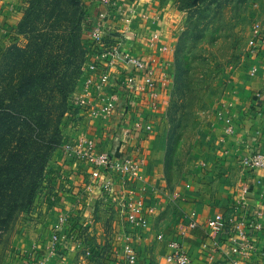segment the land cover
<instances>
[{"label":"rangeland","instance_id":"1","mask_svg":"<svg viewBox=\"0 0 264 264\" xmlns=\"http://www.w3.org/2000/svg\"><path fill=\"white\" fill-rule=\"evenodd\" d=\"M82 1L0 0V94L2 95L0 100L34 99L39 97V94L34 92L42 89L47 92L49 88L54 87L57 88L60 96L65 94V106L69 94L76 87L88 46V24L84 22ZM172 2L175 5L172 25L178 33L175 61L177 59L181 64L182 56H188L191 58L189 62L192 69L200 71L206 66L208 74L202 105L195 111L193 117L187 120L188 128L180 127L177 130L180 142L178 146L176 144L172 146L173 157L166 158L165 148L164 160L159 164L158 176H164V168L168 169L170 184L166 183L161 189L156 181L150 179L154 176L157 166L143 168L142 165L136 178L131 181L135 186L136 195L143 202L145 216L156 213L153 222L154 231L151 229L148 231V236H154L152 242L155 254L165 237L173 235L187 225L191 212L200 211L196 206L199 201L194 200L196 198L193 196L194 187L191 189L190 181L185 179L188 152L207 124L211 111L209 104L222 95L227 84L235 87L243 78L244 75L238 74V69L248 67L245 55L250 25L254 20L264 17V0H172ZM117 7L122 9L120 6ZM133 7L134 5L127 3L123 9L133 10ZM124 27L129 29L134 26L129 22ZM181 35L183 36L178 46ZM202 35H205L204 40L200 41L199 37ZM198 55L207 56L209 66L208 63L203 64L194 60ZM29 73H31L30 77H28ZM11 87L14 90L10 91ZM68 87L70 89L66 92ZM251 90L256 93L254 88ZM179 94L176 92L175 102L178 101ZM45 95L47 94H42L41 97ZM171 95L166 101L165 114L170 105ZM65 114L66 106L59 123L57 145L49 153L48 163L41 175L40 187L36 191L32 205L18 215L14 227L4 234L0 264H25L35 252L40 253L47 245L52 226L60 216L64 212L67 215L72 207L79 206L80 201L88 200L91 195L90 183L85 182L81 186L75 184L80 179L79 172L84 171L85 179L88 171L81 167L73 169L71 164H75V161L68 162L72 157L63 149L60 131L64 129L63 135L73 137L81 135L91 137L95 135V130L102 132L105 122L103 124L97 122L95 128L96 122L92 125L84 120L83 125L77 130H69L68 123L64 125L65 120L67 122ZM169 128L167 121V135ZM108 129L107 126L103 133L104 139L111 132L110 130L107 133ZM97 140L101 143L104 141L103 137H98ZM67 174L74 176L73 183L66 181L62 183V179L67 180ZM181 182H187V185L182 184L183 187L179 190L177 188ZM65 189H68L69 194L64 195ZM204 190L207 191L205 192L207 195L216 192L213 185H209ZM99 193L103 197L102 201L98 205L94 204L90 219L89 216L84 219L83 215L82 219L88 222L98 217L100 230H96L97 233L93 230L90 235L87 226L88 234L86 235V231L85 234L81 232L79 238L81 244L71 254L73 264H122L123 236L120 227L123 226V222L117 217L115 201L105 197V193L100 189ZM154 201L159 202L160 208L155 206ZM87 206L91 205L88 203ZM95 213L99 215L95 217ZM68 216L71 219L69 214ZM76 219L81 218L77 215ZM72 225L70 224L75 229ZM145 233L147 232H142L143 238ZM255 244V250H258L263 243L256 241ZM257 254L253 257L254 259L257 257L254 262L264 264V259L259 258Z\"/></svg>","mask_w":264,"mask_h":264},{"label":"built area","instance_id":"2","mask_svg":"<svg viewBox=\"0 0 264 264\" xmlns=\"http://www.w3.org/2000/svg\"><path fill=\"white\" fill-rule=\"evenodd\" d=\"M114 2L82 1L84 22L88 24V46L76 87L66 102L67 122L64 119L69 130H77L86 120L92 125L105 122L109 127L106 132H111L102 143L95 137L63 135L64 129L60 136L63 149L89 168L90 181L118 207L127 227L122 228L121 263L139 264L135 239L136 231L146 224L144 205L141 198L126 188L142 165L139 152L152 131L149 112L158 105V81L152 60L133 53L135 33L124 27L131 21L132 9H117ZM115 10L122 27L111 24ZM246 50L247 58L264 57V17L250 25ZM257 70L252 66L249 72L255 75ZM253 98L250 113L264 126V80ZM223 121L226 134L232 135L231 118L227 116ZM104 142L108 146L104 147ZM249 142L239 160L243 178L232 200L204 224L198 223L192 212L185 228L169 240L166 264H194L183 238L189 230L197 228L203 231L200 242L203 264H256L257 257H253L257 253L264 259V208L252 203L261 196L254 189L258 182L256 173L264 171V153L256 140ZM80 234L79 227L70 226L68 215H62L52 226L47 245L25 264H51V259L66 256L80 246ZM256 241L263 243L258 250H255Z\"/></svg>","mask_w":264,"mask_h":264},{"label":"crops","instance_id":"3","mask_svg":"<svg viewBox=\"0 0 264 264\" xmlns=\"http://www.w3.org/2000/svg\"><path fill=\"white\" fill-rule=\"evenodd\" d=\"M114 1L117 9V6L124 8L129 1L133 2H130V4L134 5L130 22L134 27L128 29L135 33L133 53L152 60L155 78L158 81V106L156 109L149 112L151 121H153L152 131L142 142V149L139 152V156L143 168L157 166L154 176L150 177V179L156 181L157 185H159V187L161 186L162 189V187L166 186V180L163 175L161 177L158 176V170L160 162L163 161L165 157V143L167 137L165 105L172 90L175 75V51L178 40V33L172 25L174 22L172 12L174 13L175 11V5L172 0ZM118 19L119 17L115 10L111 24L121 26L122 23L120 19ZM153 36H156L154 40L152 39ZM245 61L248 63V67L246 69H238V74L241 73L244 75L239 83L236 84L235 87L233 85L228 86L227 84L222 95L217 98L216 101L214 100L212 104H209L211 111L207 124L202 128V131L199 133L187 157L185 171L187 176H185V179L190 181L191 189L194 187V192L192 191L194 193L193 196L196 197L194 200L199 201V203L202 202V204H196L200 211H193L200 224H204L207 218L216 211L221 210L232 200L233 192L237 190L239 180L243 178L239 160L244 156L247 146L249 147L251 144L249 141L256 140L264 153V136H262L264 126L260 124L259 120L252 118V114L250 113V106L254 99V91L251 89L254 88L255 91L260 89L264 80V57L256 60L246 58ZM252 66H256L258 69L255 75L249 72ZM242 70L245 72H242ZM227 116L231 118L233 123L234 133L232 135H228L225 132V122L223 119L227 118ZM95 125L94 127L97 128V123H95ZM107 126V124H104L102 132L101 130H95V135L91 137H95L96 139L98 137H103V140H105L106 137L104 139L105 135L103 133ZM103 146H108L107 142H104ZM70 161H75V164H71L73 169L81 167L86 170V172L88 171V176L86 175L85 179L83 178L84 171L83 173L79 172L80 179H78L75 184L76 186H81L85 182L90 183L91 195H89L88 200L85 199L86 201H80L79 206L72 207L70 212L67 213V215L69 214L71 216V219H76L77 215L81 218L80 220L76 219L72 221L68 216L69 223L73 224L72 226L79 227L80 231L84 234L87 230V226H89L88 232L91 235L93 230H95V233L100 230L99 218L97 217L96 219L86 222V220L82 219V215L84 219L88 216L90 219V215L94 210V204H100L103 197L99 193V188L90 181L89 168L86 165L78 163L73 158L72 160H68V162ZM66 171L70 172V170ZM66 178L67 180L62 179V183L64 181L70 183L74 182L73 175L69 176L67 174ZM256 179H258V182L254 191L259 195L261 194V196L252 203L264 208V171L257 172L255 175V180ZM186 183L187 182H181L177 189L180 190V188L183 187L182 184L187 185ZM209 185H213V189L216 191L213 192L212 195L211 193L207 195L205 193L207 191L204 190V188L209 187ZM75 189H77V187ZM126 189L127 191L133 192L136 198H140L136 195L135 186H133L131 182H128ZM67 193L68 189H65L64 195ZM201 193H203V195ZM86 195L88 196V194ZM200 195L201 197H205L201 198ZM158 200L159 199H157V201ZM83 202L84 204L82 205ZM154 202L155 206L160 208L159 202ZM88 203L91 206L88 207ZM114 208L116 209L117 217L120 218L118 207L116 206ZM65 214L64 212L63 215ZM73 214L75 217H73ZM98 215V213L94 214L95 217ZM143 215L145 216V213H143ZM155 215L156 213L154 215L149 214L148 217L145 216V226L140 229V231H136L137 236L135 244L139 250V264H166L164 259L166 254L170 251L168 247L169 240L175 237L176 233L179 232V230H177L173 235L165 237L162 242H160V248L155 254L152 242L154 236H148V231L150 229L154 231L153 222H155ZM123 227L127 228L123 225L120 227L121 231ZM184 228L185 226L182 227V229ZM201 229L189 230L183 238L185 248L193 258L194 264H203V254L200 245L203 235ZM143 231L147 232L144 238L142 234ZM73 252L75 251L69 252L62 258L51 259V264H73L71 259V254Z\"/></svg>","mask_w":264,"mask_h":264},{"label":"trees","instance_id":"4","mask_svg":"<svg viewBox=\"0 0 264 264\" xmlns=\"http://www.w3.org/2000/svg\"><path fill=\"white\" fill-rule=\"evenodd\" d=\"M204 36L199 37L200 41L204 40ZM189 60L191 58L183 55L181 64L177 59L175 61L173 90L166 114L170 127L166 138V158L173 157L172 146H178L180 142L177 130L180 127L188 128L187 120L202 105L207 88L206 66L200 71L192 69ZM194 60L208 63L209 66V58L205 55H198ZM30 76L31 73L28 74ZM9 89L14 90L13 87ZM176 92L180 93V97L175 102ZM34 93L39 94V97L20 101L0 100V252L4 234L14 227L18 215L33 203L49 153L57 145L59 123L66 106L65 94L60 96L57 88ZM42 94L47 95L41 97ZM164 177L169 185V172L166 168Z\"/></svg>","mask_w":264,"mask_h":264}]
</instances>
